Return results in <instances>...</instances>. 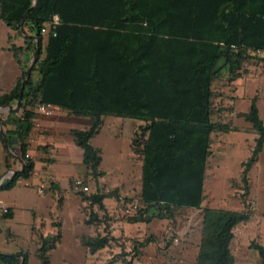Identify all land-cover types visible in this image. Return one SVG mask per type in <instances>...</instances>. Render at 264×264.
Wrapping results in <instances>:
<instances>
[{"label": "trees", "instance_id": "trees-1", "mask_svg": "<svg viewBox=\"0 0 264 264\" xmlns=\"http://www.w3.org/2000/svg\"><path fill=\"white\" fill-rule=\"evenodd\" d=\"M0 0V21L12 29L7 33L9 50L20 69L10 88L0 97V107L13 108L14 125L0 128V142L8 145L22 168L0 181V190L28 179L34 160L27 153L29 135L37 117V102L58 105L68 116H84V128L70 134L82 149V163L95 182L101 150L90 140L98 133L104 116L132 118L142 122L131 139V150L141 162L139 208L124 220L144 221L150 216L175 220L183 208H202L211 134L233 127L214 121L213 82H230L245 76L252 61L264 67V0ZM56 13V34H43L41 27ZM26 14L25 19L24 15ZM23 23L21 25V22ZM24 29L27 35L23 34ZM34 36L37 37L35 40ZM20 38L21 44L13 43ZM45 45L42 49V42ZM39 49L29 76L21 89L35 48ZM42 52L44 55L42 56ZM256 133L251 157L243 163L241 195L243 209L203 207L200 240L195 264H236L231 245L240 223L250 219L246 208L247 173L264 146V120L254 105L238 112ZM2 126H5L0 116ZM137 133V132H136ZM17 140V152L10 140ZM5 155L9 151L4 149ZM58 188H53V192ZM81 205L89 203L83 223L99 224L106 218L102 200L114 192L77 191ZM62 197L58 199L61 205ZM80 211L81 206H80ZM3 217H12L10 208ZM149 217V216H148ZM55 231L44 234L32 227L36 237L33 255L38 264H51L49 252L61 240V221ZM99 230L82 233L78 242L89 253L120 248ZM254 235L249 247L264 264V246ZM143 242L132 241L111 259L132 264L140 259ZM114 257V258H113ZM110 261V263L112 262ZM0 264H28V253L0 252ZM62 264H67L62 262Z\"/></svg>", "mask_w": 264, "mask_h": 264}, {"label": "rangeland", "instance_id": "rangeland-1", "mask_svg": "<svg viewBox=\"0 0 264 264\" xmlns=\"http://www.w3.org/2000/svg\"><path fill=\"white\" fill-rule=\"evenodd\" d=\"M9 30L10 28L0 21V45L6 44V33ZM16 72V63L12 60L11 53L9 51L0 53V87H3L2 89L10 87L11 79ZM238 79L236 82H230L223 77L212 84V118L233 128L211 134L212 142L210 155L207 158L205 199L202 208L216 207L229 210L244 208L241 199L244 188L242 172L245 166L243 163L253 154L256 133L250 122L245 117L238 116L237 113H246L251 105H254L259 117L264 120V67L260 62L252 61L247 67V74ZM1 95L0 90V97ZM7 113V109L0 107V116H5ZM36 114L37 118L41 117L49 123H54L50 132L58 136L70 137L69 128H84L87 124V120L83 117L74 116V119L57 123L56 117L62 115ZM66 116L68 115L62 117L66 118ZM138 122L140 121L132 118L104 116L100 130L90 140L94 147L101 150L100 169L104 175L97 182L86 174L81 160L82 149L70 140L60 139V141H53L54 145L49 147L51 154L47 160H43L44 163L40 160L36 161L35 167L41 172L40 178L32 177L27 185L18 183L10 189L0 190L2 192L0 196L17 202L16 206H11L12 217L6 218L0 213L1 252H26L28 263L38 264L33 255L35 237L32 227L41 225L45 234H51L55 231L54 222L61 221L60 243L49 252L51 264H62V262L93 264L97 255L89 253L80 245L77 236L82 233H92L99 227L103 229L104 226L83 223L90 208L89 203L84 202L81 205L80 195L72 189L74 176L69 180L68 175L83 176L90 193L114 192L110 198H113L117 204L113 209L112 217L127 226V223L120 221L125 217L124 205L129 202H138L140 194L141 162L131 150V139L134 134H138ZM4 128L5 126L1 124V129ZM3 158L14 161L11 152L7 156L0 153V162ZM51 160L53 163L43 171L42 166H47V162ZM51 182L55 183L58 191L50 190ZM39 188L42 189L40 192ZM247 188L245 201L248 207L246 208L251 214L250 219L240 223L235 230L236 237L231 249L236 258V264L255 262V257L248 253L251 249L249 242L254 235H259V243L264 246V146L248 170ZM59 197H62L60 206H58ZM106 202L111 203V199H107ZM80 206L83 212L80 211ZM202 208L178 210L174 221L166 216H150L149 213L148 219L132 224L133 227L139 226L145 229V236L144 238L141 236L140 239H146L141 260L134 258L132 264H195L200 240ZM110 219L111 217L106 215V218L101 221L108 227ZM168 228L170 231L167 230ZM118 229L116 235L120 234V228ZM174 238H177V243H174ZM127 241L121 238L114 241L120 246L116 252L126 248ZM164 241H167L166 246ZM111 260L110 256L104 257L105 263ZM112 262L122 264L117 259H113Z\"/></svg>", "mask_w": 264, "mask_h": 264}, {"label": "crops", "instance_id": "crops-1", "mask_svg": "<svg viewBox=\"0 0 264 264\" xmlns=\"http://www.w3.org/2000/svg\"><path fill=\"white\" fill-rule=\"evenodd\" d=\"M8 32H12V29L10 28ZM7 33H6V39H7ZM45 39L43 40L42 42V49L45 45ZM13 43H16V44H21L22 43V40L20 38L18 39H15L13 41ZM10 42H6L5 45H0V53H3L4 51H9L5 48H7L9 46ZM10 52V51H9ZM11 53V52H10ZM44 55V53L42 52V56ZM11 57H12V60L16 63V68H17V72L15 74H13V79H11V83H10V86L12 85V82L16 79V77L20 74V69L17 65V62L15 61L12 53H11ZM239 79H236V81H238ZM3 87H0V90L2 91V94L7 91L9 88L7 89H2ZM4 108V107H3ZM2 111V110H1ZM8 113L5 115V116H2L3 118V122L5 124V127H12L14 125V122H13V116L12 115H9L8 114L12 111L10 110H7ZM14 113H17V112H14ZM66 115L65 112L63 111H57L55 112V114L53 115ZM42 115V114H41ZM62 116H57L56 120H57V123H62L63 120H71L74 119V116H66V118H63ZM76 117H83L85 120H87L86 117L84 116H76ZM45 119V118H44ZM12 120V121H11ZM55 122V121H54ZM103 122H104V117H103ZM139 124H137V127L142 124V122H138ZM1 124V122H0ZM52 124L54 123H49L45 120H43L41 117H36L35 120H34V126H33V129L31 130L30 132V135H29V147H28V150H27V153L29 154V156L34 160V170H33V174L30 178L28 179H20L17 184L19 183H24L25 185L28 184V180L31 179L32 177H41V172L35 167V164H36V161L40 160L43 162V160H47V158L50 156V149L49 147L54 145L53 141H60V139H65V140H70L73 142V136L70 134V130L73 129V127L69 128L68 130V133L70 135V137H67V136H58L57 134L55 133H51L50 132V128L52 126ZM10 143H11V146L13 147L14 151L17 152V148H18V144H17V140L15 138H12L10 140ZM4 149L5 146H3L0 142V153H3L5 155V152H4ZM15 153H13V156H14ZM16 155V154H15ZM137 156V155H136ZM14 158H16L14 156ZM15 160V159H13ZM44 163V162H43ZM48 165L47 166H42L43 168V171L48 169L49 165L53 163V161H49L47 162ZM20 167H21V163L17 160V161H9V160H5L3 158V160L0 162V181L6 179V178H9L14 172V170H20ZM76 174H69L68 177H69V180L72 179L73 176H75ZM14 187V186H13ZM57 187L55 185V183L51 182L50 183V190L53 191V188ZM2 193V192H0ZM124 194H126L124 192ZM140 195V194H139ZM0 199L3 201V203L11 209V206H16L17 202L16 201H13V200H7L4 196H0ZM109 200L111 199V203H107L106 200ZM104 206H105V215L107 216H110L111 219L108 220V223H109V226L107 228V232L109 233L110 236L116 238V239H127L129 242V244L126 242V248L125 250L128 251L130 250V244L132 243V241H136V242H143V246L141 247V249L143 250L145 245H146V239H140V237L142 236L144 238L145 236V229L139 227V226H134L132 224L134 223H130V222H127L124 220H120L122 222H125L127 223V226L125 225H122L121 222L117 221L116 218H113V209L114 207L116 206V201L113 200V198H110V197H105L103 200H102ZM112 209V210H111ZM12 211V210H11ZM150 213V211H149ZM152 214V213H150ZM2 215V214H1ZM12 215H13V211H12ZM153 216H156V215H153ZM119 222V223H118ZM137 223V222H136ZM139 223V222H138ZM100 224H103L102 226L103 229L105 228V225L103 222L99 223L98 226H100ZM124 224V223H123ZM41 225H39L38 227H40ZM118 227L120 228V234L119 235H116V231L118 229ZM37 228V227H36ZM42 228V226H41ZM99 227V231L103 234H105V231ZM119 231V229H118ZM43 232V230H42ZM44 233V232H43ZM45 234V233H44ZM260 234V233H259ZM34 236V235H33ZM35 237V236H34ZM178 241L174 242V243H177ZM80 244V243H79ZM81 245V244H80ZM37 245H36V237H35V248L34 250L36 249ZM86 249V248H85ZM118 248H114V249H109L108 247L106 248H103L101 249L100 251H98L97 253H95L94 255H97L96 259L94 260L93 264H113V262L110 263V261H108L107 263L104 262V257H107V256H110V258L114 255V254H117L119 253L116 252ZM33 250V252H34ZM2 250H0L1 252ZM20 252L22 251H10V252H7L9 254H19ZM112 252V253H111ZM4 253V252H3ZM249 255H252L253 257H255V262L253 264H257L258 263V255L257 253L255 252V250H253L252 248L249 250ZM142 258V257H141ZM140 259H137V260H141ZM118 260V259H117ZM29 264V263H28Z\"/></svg>", "mask_w": 264, "mask_h": 264}, {"label": "built area", "instance_id": "built-area-1", "mask_svg": "<svg viewBox=\"0 0 264 264\" xmlns=\"http://www.w3.org/2000/svg\"><path fill=\"white\" fill-rule=\"evenodd\" d=\"M60 24V17L58 14L53 13L48 20H46L41 27V32L43 34H49L51 33L53 36L56 34L55 28L57 25ZM60 108L58 105L52 104V103H47V102H37L34 111L36 113L45 115V116H52L55 114V112L59 111ZM72 189L73 191H82V192H87L89 191V186L85 183V178L83 176L77 175L73 177L72 180ZM42 189L39 188V192ZM139 208V203L134 201V202H129L124 205L123 209V215L124 216H130L133 213L137 211ZM8 210V207L3 203V201L0 199V213H5ZM151 213V212H150ZM170 231V228L167 229ZM177 241V238H174V242ZM167 241H164V246H166Z\"/></svg>", "mask_w": 264, "mask_h": 264}, {"label": "water", "instance_id": "water-1", "mask_svg": "<svg viewBox=\"0 0 264 264\" xmlns=\"http://www.w3.org/2000/svg\"><path fill=\"white\" fill-rule=\"evenodd\" d=\"M35 5H36V0H33L32 6H35ZM25 17H26V14L24 15L23 20L25 19ZM23 20H22V22H21V25H22V23H23ZM22 31H23V34H24V35H27V34L25 33L24 29H22ZM34 38H35V40H37V37H36V36H34ZM38 52H39V49L37 48V44H36V48H35V51H34L33 57H32V59H31V61H30V63H29V66H28V68H27V70H26V73H25L24 79H23V81H22L21 89H23V87H24V84H25V82H26V80H27V78H28V76H29L30 71H31L32 65H33L34 61L36 60V58H37ZM19 102H20V98L17 100V102H16V104H15V106H14L13 108H10L8 105L4 106V108L7 109V110H10V111L12 110L13 112H17L18 109H19ZM0 128H1V124H0ZM4 146H5V148H6L9 152H11V153L13 154V152L10 150V148L8 147V145H7L6 143H5ZM14 156L16 157L15 154H14ZM18 161L21 163L20 160H18ZM21 168H22V163H21V167H20V169H21ZM15 171H17V170H14V172H15ZM11 255H13V254H11Z\"/></svg>", "mask_w": 264, "mask_h": 264}]
</instances>
